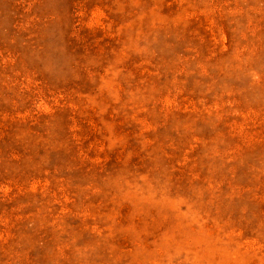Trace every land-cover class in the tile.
Instances as JSON below:
<instances>
[{
  "label": "rangeland",
  "instance_id": "374dc122",
  "mask_svg": "<svg viewBox=\"0 0 264 264\" xmlns=\"http://www.w3.org/2000/svg\"><path fill=\"white\" fill-rule=\"evenodd\" d=\"M0 264H264V0H0Z\"/></svg>",
  "mask_w": 264,
  "mask_h": 264
}]
</instances>
